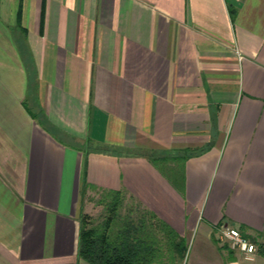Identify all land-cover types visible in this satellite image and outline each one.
<instances>
[{
	"label": "crops",
	"instance_id": "obj_1",
	"mask_svg": "<svg viewBox=\"0 0 264 264\" xmlns=\"http://www.w3.org/2000/svg\"><path fill=\"white\" fill-rule=\"evenodd\" d=\"M103 189L193 242L174 264H264V0H0V264H89Z\"/></svg>",
	"mask_w": 264,
	"mask_h": 264
},
{
	"label": "trees",
	"instance_id": "obj_2",
	"mask_svg": "<svg viewBox=\"0 0 264 264\" xmlns=\"http://www.w3.org/2000/svg\"><path fill=\"white\" fill-rule=\"evenodd\" d=\"M161 159H155L159 165ZM163 169V168H162ZM184 167L175 170L173 183L181 189ZM104 212L82 217L80 257L89 264H174L186 256L188 241L166 220L133 200L125 206L122 190L103 189ZM264 256V244L258 243Z\"/></svg>",
	"mask_w": 264,
	"mask_h": 264
},
{
	"label": "built area",
	"instance_id": "obj_3",
	"mask_svg": "<svg viewBox=\"0 0 264 264\" xmlns=\"http://www.w3.org/2000/svg\"><path fill=\"white\" fill-rule=\"evenodd\" d=\"M219 239L228 242L232 247L246 253H253L257 250V245L248 238L239 228L224 226L219 233Z\"/></svg>",
	"mask_w": 264,
	"mask_h": 264
},
{
	"label": "rangeland",
	"instance_id": "obj_4",
	"mask_svg": "<svg viewBox=\"0 0 264 264\" xmlns=\"http://www.w3.org/2000/svg\"><path fill=\"white\" fill-rule=\"evenodd\" d=\"M102 195H103L102 191H94L91 194L93 200L88 201V210H89V215H91L92 218L99 217V215L104 212L105 205L104 203L100 202ZM133 203H134L133 200H130L129 198L125 199V206L121 210L122 213H125L127 211V207L132 206ZM192 244L193 242L188 243V251H190V249L192 248Z\"/></svg>",
	"mask_w": 264,
	"mask_h": 264
}]
</instances>
